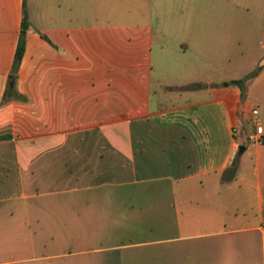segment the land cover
Returning a JSON list of instances; mask_svg holds the SVG:
<instances>
[{"label":"crops","instance_id":"crops-1","mask_svg":"<svg viewBox=\"0 0 264 264\" xmlns=\"http://www.w3.org/2000/svg\"><path fill=\"white\" fill-rule=\"evenodd\" d=\"M58 1L0 0V264H264L260 0L217 9L194 45L136 24L128 51L122 26L91 43L69 6L59 24ZM124 59L132 74L109 76ZM256 69L241 98L230 82Z\"/></svg>","mask_w":264,"mask_h":264},{"label":"rangeland","instance_id":"rangeland-1","mask_svg":"<svg viewBox=\"0 0 264 264\" xmlns=\"http://www.w3.org/2000/svg\"><path fill=\"white\" fill-rule=\"evenodd\" d=\"M220 2L219 0H59L58 4L60 7L57 8V17L59 18L58 23H63L66 14L69 13V6L70 16L74 18L76 28L92 29L88 36L91 43L100 37L104 41H111L109 35H107L109 32L105 33L101 29L103 27H124L122 35L114 37L113 41H111L122 51L132 49V31L130 29L136 24L140 26L142 24H150L152 29L150 31L147 30L146 33L150 35L153 33L158 40H162L166 44L182 43L194 45L202 35L200 25H211L222 21L223 16L217 13V9L224 6L237 8L244 5L242 0H236L235 3L230 1L227 4ZM248 5L249 7L253 6L251 3ZM256 5L260 6L259 9H264V0H260ZM215 8L216 11H214ZM31 10H33L34 16V7H31V9L29 7L30 12ZM50 17L49 15L48 18ZM24 23L26 32L30 28L28 17ZM50 23L52 22L48 24ZM34 25H36L37 29L40 28L41 31L45 27L40 22H36V20H34ZM98 26L101 30H99ZM85 34L87 32L83 36ZM41 38L44 39L45 36L41 34ZM257 41L258 39L254 40L252 48L241 47L237 49V52L243 55V66L247 65V57L252 54V52H247V49H252L253 53L258 50ZM194 49L202 50L203 48ZM261 60L257 62L256 67H258ZM147 64L148 58L143 64L144 71L147 70ZM132 71L133 64L124 59L119 63H114L107 70V73L109 76H113L115 73L132 74ZM219 72L221 71L218 70L216 73L212 72V74L218 76Z\"/></svg>","mask_w":264,"mask_h":264},{"label":"trees","instance_id":"trees-1","mask_svg":"<svg viewBox=\"0 0 264 264\" xmlns=\"http://www.w3.org/2000/svg\"><path fill=\"white\" fill-rule=\"evenodd\" d=\"M24 20H25V18L23 17V22H24ZM25 30H26V26H25V23H23L22 26H21V35L19 37V42H18V45L16 47L17 49H16V52H15L14 61H13V65H12V68H11L10 77L8 79L7 88L5 90L4 95L2 96L3 97V99H2L3 103L5 101H7V99H9L10 97H13L15 95L14 88H10L9 87V83L13 82L15 80L16 72H17L19 63L21 61V58L23 56V52H24V48L23 47H24V42H25L24 41ZM258 71H259V69H256L253 72H251L250 74H248L247 76H245L244 78L239 79V80L236 79L235 81L230 82V85L235 86V87L237 86V88L240 90L241 98L244 97L246 84L257 75ZM197 88H199V86L193 85V86H188V87H185V88H182V89L194 90V89H197ZM247 144H248V140L247 139H244L242 142H239L240 149H243V147H245ZM237 168H238V154H237V157H235V159L231 163L230 167L226 170V174L228 176L227 181H230V180H232L234 178V175L236 174Z\"/></svg>","mask_w":264,"mask_h":264},{"label":"built area","instance_id":"built-area-1","mask_svg":"<svg viewBox=\"0 0 264 264\" xmlns=\"http://www.w3.org/2000/svg\"><path fill=\"white\" fill-rule=\"evenodd\" d=\"M263 135L262 128L259 125H256L255 132L253 135L249 137V141H255L256 139H259Z\"/></svg>","mask_w":264,"mask_h":264},{"label":"water","instance_id":"water-1","mask_svg":"<svg viewBox=\"0 0 264 264\" xmlns=\"http://www.w3.org/2000/svg\"><path fill=\"white\" fill-rule=\"evenodd\" d=\"M263 65H264V58L259 62L258 67H261V66H263ZM9 87H10V88L13 87V82H10V83H9ZM240 107H241V106H240ZM239 121H240V119H239Z\"/></svg>","mask_w":264,"mask_h":264}]
</instances>
